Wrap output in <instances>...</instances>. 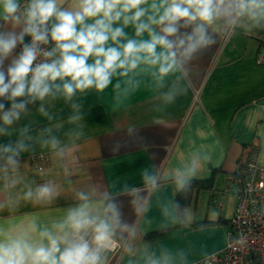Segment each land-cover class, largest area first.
Instances as JSON below:
<instances>
[{
    "label": "clouds",
    "instance_id": "9594fccd",
    "mask_svg": "<svg viewBox=\"0 0 264 264\" xmlns=\"http://www.w3.org/2000/svg\"><path fill=\"white\" fill-rule=\"evenodd\" d=\"M259 32L264 0H0V264H112L116 255L123 264H189L186 249L137 237L161 186L187 194L211 154L197 147L164 167L145 166L139 185L117 178L78 188L46 216L18 209L47 207L60 188L36 183L23 168L38 148L71 158L86 137L89 95H110L119 106L147 89L152 110L164 114L187 94L193 63L220 37ZM57 102L66 116L54 111ZM34 112L46 123H21ZM125 132L138 136L133 126ZM125 201L138 219L126 218ZM157 207L161 232L193 222L175 198Z\"/></svg>",
    "mask_w": 264,
    "mask_h": 264
},
{
    "label": "crops",
    "instance_id": "0c3cea01",
    "mask_svg": "<svg viewBox=\"0 0 264 264\" xmlns=\"http://www.w3.org/2000/svg\"><path fill=\"white\" fill-rule=\"evenodd\" d=\"M262 50L264 32L220 37L193 63L187 94L164 114L152 110L156 101L147 89H141L119 106L110 95L103 101L89 95L85 99L86 137L71 158L61 161L38 148L35 155L47 154L49 166L34 170L31 159H26L23 168L24 174L36 183L55 181L60 188L58 201L47 207L24 204L18 213H58L76 189L102 188L117 178H127L139 185V171L143 167H164L183 160L186 153L198 147L211 154L212 162L184 197L175 194L170 183L161 186L152 198L151 210L140 222L142 233L137 242H163L186 249L189 264L222 251L241 187L238 173L252 149L257 150L259 163L264 166V113L257 105L264 98V63L257 61ZM54 111L66 116L69 110L63 102H57ZM29 122L37 128L46 123L35 112L21 121ZM128 126L135 127L138 136H127ZM117 143L121 147L113 151ZM171 198L185 205L194 219L189 226L161 232L157 204ZM124 211L127 219H138L126 201ZM212 211L219 213L215 220L210 218ZM4 215L0 212V217ZM112 264H123V259L113 258Z\"/></svg>",
    "mask_w": 264,
    "mask_h": 264
},
{
    "label": "built area",
    "instance_id": "2783aa9c",
    "mask_svg": "<svg viewBox=\"0 0 264 264\" xmlns=\"http://www.w3.org/2000/svg\"><path fill=\"white\" fill-rule=\"evenodd\" d=\"M257 61L264 63V50ZM257 105L264 113V98ZM49 164L50 157L45 153L31 158L34 170L45 169ZM239 177L241 187L225 248L193 264H264V166L259 163L257 150L250 151ZM117 258L119 255L114 256Z\"/></svg>",
    "mask_w": 264,
    "mask_h": 264
},
{
    "label": "trees",
    "instance_id": "16d2710c",
    "mask_svg": "<svg viewBox=\"0 0 264 264\" xmlns=\"http://www.w3.org/2000/svg\"><path fill=\"white\" fill-rule=\"evenodd\" d=\"M242 169H243V168H242ZM242 169H241V170H242ZM241 170H240V171H241ZM238 174H239V173H238ZM186 195H187V194H182L183 197L186 196Z\"/></svg>",
    "mask_w": 264,
    "mask_h": 264
}]
</instances>
